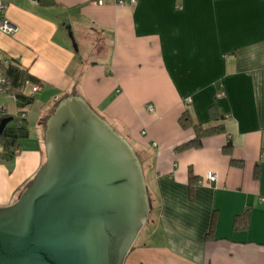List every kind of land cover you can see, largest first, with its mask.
<instances>
[{
  "label": "crops",
  "instance_id": "1",
  "mask_svg": "<svg viewBox=\"0 0 264 264\" xmlns=\"http://www.w3.org/2000/svg\"><path fill=\"white\" fill-rule=\"evenodd\" d=\"M1 1L18 30L0 34V49L42 89L1 108L25 136L13 157L0 142V207L45 162L46 120L59 100L79 95L143 167L149 228L124 264H264V0ZM185 112L224 130L180 150L196 136L181 124ZM208 172L216 182L204 180Z\"/></svg>",
  "mask_w": 264,
  "mask_h": 264
},
{
  "label": "water",
  "instance_id": "2",
  "mask_svg": "<svg viewBox=\"0 0 264 264\" xmlns=\"http://www.w3.org/2000/svg\"><path fill=\"white\" fill-rule=\"evenodd\" d=\"M13 117L0 118V137ZM47 158L0 207V264H124L151 200L131 144L79 95L46 120Z\"/></svg>",
  "mask_w": 264,
  "mask_h": 264
},
{
  "label": "trees",
  "instance_id": "3",
  "mask_svg": "<svg viewBox=\"0 0 264 264\" xmlns=\"http://www.w3.org/2000/svg\"><path fill=\"white\" fill-rule=\"evenodd\" d=\"M40 2L45 5H52L55 3L54 0H40ZM6 59L10 60V63L8 65L5 62ZM1 78L5 79L3 83V87L6 88L8 92L11 93V95H13V97L19 98L21 100H26L27 102L30 101L33 96V94L26 95L23 92V89L27 85V82H29L31 85H34V83L39 82L37 78H35L33 75L29 73L28 69L22 67V65L18 60L10 57L7 53H5L0 49V79ZM218 90H216V93ZM54 109L52 110V112L54 111ZM216 109H217V104L213 103V105L211 106V111H213V116H215V118L219 120L221 119V117H223V115L222 116L217 115V113H215ZM187 114L188 113L185 112L180 119L183 127L193 124L191 119L187 116ZM3 117H13L12 121H16V124L14 125L9 123L6 126L2 136L0 137V142L3 140L5 141L4 146L6 147L10 156L13 157L15 150L14 148L16 146L17 140L19 139V137L25 136V129L22 128V126L17 123L19 120L18 117L12 115H0V118ZM193 127L196 130L195 138L192 141L187 142L184 145H181L179 148L180 150L187 149L192 146L198 147L201 145L202 138L204 136L224 130V124L205 126L201 123H198V124H193ZM228 144H229L228 146H230L231 143L229 142ZM249 213H250L249 210H247L243 214H239L236 216L235 227L237 229L240 227H245V225L247 226Z\"/></svg>",
  "mask_w": 264,
  "mask_h": 264
},
{
  "label": "built area",
  "instance_id": "4",
  "mask_svg": "<svg viewBox=\"0 0 264 264\" xmlns=\"http://www.w3.org/2000/svg\"><path fill=\"white\" fill-rule=\"evenodd\" d=\"M137 2V0H130L131 4H135ZM94 4H98V5H102L104 2L103 0H93ZM119 5H124L125 4V0H118L117 2ZM6 4L0 0V34L1 33H5V34H9V35H13L17 32L18 28L12 24L9 20H7L4 16V12L6 10ZM6 64L8 65L10 63L9 59L5 60ZM5 79L1 78L0 79V96L2 95H9V96H13L11 95V93L8 92V90L6 88L3 87V83H4ZM31 87V92L29 94H34L36 92H39L42 89V86L40 84H34L31 85L29 82H27V85L24 87L23 92L27 93L28 92V88ZM225 93L223 90H219L217 91L216 94V98H222L224 97ZM191 99H187L186 103H190ZM148 110L150 112H154L156 110L155 106L153 104H150L148 106ZM20 118H25L26 117V113H22L19 115ZM145 133V131L143 132ZM263 157H264V153H263ZM205 181L212 183V182H216L217 181V174L214 172H208V174L205 176Z\"/></svg>",
  "mask_w": 264,
  "mask_h": 264
},
{
  "label": "rangeland",
  "instance_id": "5",
  "mask_svg": "<svg viewBox=\"0 0 264 264\" xmlns=\"http://www.w3.org/2000/svg\"><path fill=\"white\" fill-rule=\"evenodd\" d=\"M31 89V87H30ZM31 92V90H29V93ZM9 95H2L0 96V112H1V108L4 106V107H8V105L12 104L13 103V98L12 97H8ZM6 98V99H5ZM7 100V102L5 101ZM14 121L10 122V124H13ZM219 122H215V124H218ZM35 177V176H34ZM149 228V224L147 223L144 227V229L142 230V233L145 232V230ZM142 237H143V234L141 235V237H139V242L140 240H142Z\"/></svg>",
  "mask_w": 264,
  "mask_h": 264
}]
</instances>
